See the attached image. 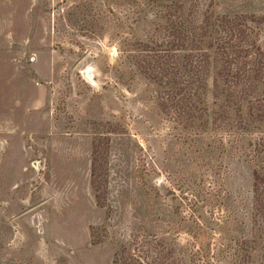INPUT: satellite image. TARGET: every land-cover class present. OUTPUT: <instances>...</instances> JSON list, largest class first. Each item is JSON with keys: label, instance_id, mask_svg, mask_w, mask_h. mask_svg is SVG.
Returning <instances> with one entry per match:
<instances>
[{"label": "rangeland", "instance_id": "rangeland-1", "mask_svg": "<svg viewBox=\"0 0 264 264\" xmlns=\"http://www.w3.org/2000/svg\"><path fill=\"white\" fill-rule=\"evenodd\" d=\"M246 6L264 14V0ZM111 9L0 0V264H112L113 239L190 244L180 196L212 159L228 206L251 212L255 166L230 146L190 149L172 131L147 81L120 64ZM91 226L109 241L92 245Z\"/></svg>", "mask_w": 264, "mask_h": 264}, {"label": "trees", "instance_id": "trees-1", "mask_svg": "<svg viewBox=\"0 0 264 264\" xmlns=\"http://www.w3.org/2000/svg\"><path fill=\"white\" fill-rule=\"evenodd\" d=\"M105 2L115 7L120 64L147 81L172 131L190 149L212 154L230 146L255 166L250 213L228 206L212 159L208 177L180 196L190 244L170 234L113 239L112 264H264V14L248 10V0ZM103 230L90 227L92 245L109 241Z\"/></svg>", "mask_w": 264, "mask_h": 264}, {"label": "water", "instance_id": "water-1", "mask_svg": "<svg viewBox=\"0 0 264 264\" xmlns=\"http://www.w3.org/2000/svg\"><path fill=\"white\" fill-rule=\"evenodd\" d=\"M84 76L87 78V75H86V73H84Z\"/></svg>", "mask_w": 264, "mask_h": 264}]
</instances>
